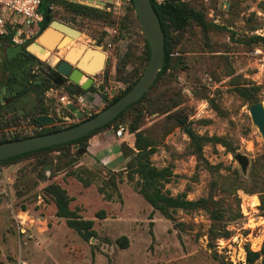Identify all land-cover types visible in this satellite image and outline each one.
I'll return each instance as SVG.
<instances>
[{"label":"rangeland","instance_id":"1","mask_svg":"<svg viewBox=\"0 0 264 264\" xmlns=\"http://www.w3.org/2000/svg\"><path fill=\"white\" fill-rule=\"evenodd\" d=\"M80 1L58 0L50 7L51 18L80 31L74 42H89L108 65L94 76L90 96L77 106L61 101L62 89L55 98L46 96L41 85L28 87L14 102L26 117L0 113V141L84 122L133 88L144 73L150 51L135 12L118 10L108 0L105 5ZM181 1L202 12L207 26L190 23L183 31H170L169 69L159 73L140 103L93 142L0 165V264H246L247 249L261 252L264 140L249 109L264 106V0ZM70 4L89 10L76 13ZM35 39L23 44L40 65L55 68L64 60L66 51L39 58ZM43 106L56 121L36 126ZM119 126L129 134L117 138ZM132 127L138 131L131 133ZM186 127L202 138L200 150ZM137 133L154 150L152 165L173 173L164 192L189 201L206 199L220 212L218 220L202 208L169 210L168 218L150 206L140 192L139 176L127 168V155L138 152ZM237 154L248 158L246 174L234 159ZM51 185L66 191L76 216L93 221L90 241L57 217L47 191ZM101 212L103 219L97 217ZM122 237L128 240L125 248L118 243Z\"/></svg>","mask_w":264,"mask_h":264},{"label":"water","instance_id":"2","mask_svg":"<svg viewBox=\"0 0 264 264\" xmlns=\"http://www.w3.org/2000/svg\"><path fill=\"white\" fill-rule=\"evenodd\" d=\"M86 0H81L85 4ZM95 1L99 4L105 5L104 0H88ZM111 1V0H108ZM135 14L138 18L142 32L150 50V59L145 68L144 73L135 84V86L117 102L100 113L91 117L90 119L81 122L75 126L67 129L31 136L23 139H17L5 143H0V161L12 159L31 152L52 148L64 144L74 142L88 136L92 132L106 126L110 122L119 117L121 113L127 110L130 106L140 101L149 92L154 85L159 73L162 71L165 62V35L162 29L160 18L158 17L155 9L152 6L151 0H132ZM52 14V9L48 12ZM45 22L49 27L40 36V43L52 51H60L67 47L72 40L82 36V33L66 24L52 20L47 16ZM15 33H11L8 37V42H12ZM30 52L29 50H27ZM21 45L10 46L6 49L5 64L10 72L11 78L18 74L19 62L12 61L18 54L27 52ZM97 56L100 64L94 69L86 67L84 61ZM82 57L81 60H79ZM104 56L100 53L99 49H92L81 47L77 53L69 51L64 60L55 66V73L63 79L62 82H54L52 90L62 88L66 83L68 86L64 89L69 95L79 97L84 91L88 90L87 84H81L82 78L88 77V82L91 77L101 72L108 61L103 67ZM12 61V62H10ZM72 64H76V68ZM17 68V69H16ZM40 78H43L41 75ZM10 80L6 81L9 83ZM13 90L8 89L7 85L3 86L0 90V103L4 105V110L9 114L17 113L23 116V110H17L13 104H9L5 98H15L21 92L25 85L17 83L11 87ZM253 124L257 127L259 133L264 140V106L262 103H257L249 109ZM55 122V119L42 115L38 116L35 121L36 126H48ZM234 159L241 167L242 173L246 174L248 169V158L245 155L237 154ZM264 264V257L261 260Z\"/></svg>","mask_w":264,"mask_h":264},{"label":"trees","instance_id":"3","mask_svg":"<svg viewBox=\"0 0 264 264\" xmlns=\"http://www.w3.org/2000/svg\"><path fill=\"white\" fill-rule=\"evenodd\" d=\"M57 1L58 0H42L40 12L43 17V21L40 23L39 33L37 37L39 36V34H42L49 27V25L45 22V19L47 16H50L51 18V15H49L48 12L49 10H51L50 8L51 5ZM151 3L158 17L160 18L162 29L165 35V62H164L163 70L160 74L162 75L163 73L167 72V70L169 69L170 63H171L170 51L168 49L170 31L171 30H174L176 32L183 31L189 26L190 23H195L198 26L205 28L207 26V23H206L205 15L202 12L189 7L188 4L182 2L181 0H165L162 3H158L157 0H151ZM70 5L72 7V10H74L76 13L83 14L89 10L88 7L82 6L79 4H70ZM130 12L133 13L134 15L135 11L133 7V2H132V7L130 9ZM136 19L138 18L136 17ZM147 49H149L148 44H147ZM2 69L4 70L6 68L5 67L2 68V66L0 65V72L2 71ZM2 85L3 84L1 81L0 89L2 88ZM131 89L132 88L128 89L118 98H116L109 106L117 102L121 97L127 94ZM28 90H29L28 88H25L23 91H21L18 94V98L22 97ZM42 91L45 94L46 89L43 88ZM240 93L244 95V91H240ZM143 99L144 98H142L140 101L136 102L135 104L140 103ZM135 104H133L132 106H134ZM132 106H130L128 109H130ZM40 110L41 111L38 113V116L49 114L46 111L44 106L40 108ZM127 110L121 113L119 117L115 119L114 121L92 132L91 134H89L88 136H85L82 139L76 140L68 144L31 152V153L24 154V155H21V156L12 158V159H8L5 161H0V165L5 164L7 162H11V161H16V160H19V159H22V158H25L27 156H31L37 153L53 151L55 149H59L64 146L76 145V144H80L86 141L89 142V140L93 138L95 135L99 134L104 129L109 128L111 125L117 122L125 114ZM3 112L6 115L14 116V114H9L8 112H6L4 110V106L0 104V113H3ZM23 116L26 117L27 114L25 113ZM36 117H35V120H36ZM119 127H123L125 129L124 134H129V131L126 127L124 126H119ZM136 131H138L137 128L135 127L131 128V133H135ZM185 131L188 134V136L191 138L193 143L196 145V147L200 150L199 142L202 140V138L197 136L188 127L185 128ZM50 132H54V131H50ZM50 132H47V133H50ZM47 133H42V134H47ZM38 135H41V134H38ZM17 139L19 138H16L13 140H17ZM20 139H23V138H20ZM142 139L143 137L137 133L136 141H135V149L138 152L135 153L131 151V154L127 155V157H131L130 161L127 164V168L139 176L141 180V191L140 192L142 196L144 197V199L150 204V206L154 210L159 211L160 213H162L164 216L168 218H170L169 210L192 211L198 208H202L210 212L213 219L218 220L219 217H221L220 212H218L217 210L214 212L211 209L209 201H207L206 199H201L195 202V201L187 200L184 195H180L178 197H171L167 195L166 192H164V184L171 181V178L173 177V173L170 168L159 170L152 165L150 158L152 154L154 153V150L151 148V145L149 143H143ZM13 140H4V141H0V143H5V142L13 141ZM120 147H121L120 152H122V154L125 155L124 146L121 144ZM47 191L55 200V204L57 207V217L66 219L68 227L75 230L83 240L90 241L93 237H95V231L93 229L94 227L93 221L92 220H82L78 216H76L74 212L70 210L69 204L71 200L68 197L65 190H63L58 185H51L47 188ZM260 202H261V210L264 211V196H261ZM255 203L257 206L258 200H255ZM97 217L102 218V219L105 218L104 212H101L100 214H98ZM127 241H128L127 238L122 237L118 240V243L120 244V246L125 248L127 246ZM263 257H264V247L262 248L261 252H253L250 249L246 250V264H261V260ZM259 261L260 263H258Z\"/></svg>","mask_w":264,"mask_h":264},{"label":"built area","instance_id":"4","mask_svg":"<svg viewBox=\"0 0 264 264\" xmlns=\"http://www.w3.org/2000/svg\"><path fill=\"white\" fill-rule=\"evenodd\" d=\"M126 1L132 3V0ZM164 1L161 0V3ZM41 5L42 0H0V37H8L13 32L15 33L13 38L15 42L18 40L23 42L21 40L23 35L28 37L26 39L37 37L39 25L43 21L40 12ZM25 28L31 31L25 33ZM61 101L68 106L74 103L72 97L67 93L61 97ZM124 131L123 127H119L115 133L116 137H123Z\"/></svg>","mask_w":264,"mask_h":264},{"label":"crops","instance_id":"5","mask_svg":"<svg viewBox=\"0 0 264 264\" xmlns=\"http://www.w3.org/2000/svg\"><path fill=\"white\" fill-rule=\"evenodd\" d=\"M105 1V0H104ZM112 2H113V5H115V8H118V10L119 9H126L128 12L130 11V9H131V7H132V3H128L126 0H111ZM99 4V3H98ZM100 5H102V4H100ZM122 7V8H121ZM40 26V25H39ZM24 31H25V33L26 32H29V31H31V30H29V29H27V28H25L24 29ZM43 34V33H42ZM41 34V35H42ZM40 34H39V36L38 37H36V39H35V42H38L39 41V39H40V36H41ZM9 37V36H8ZM8 37H0V65L2 66V68H6V64H5V58H6V49L8 48V47H10L11 45H13L14 47L15 46H18V45H21L22 46V48L24 49V50H26L27 51V48L24 46V44H22V43H24V41H25V39L26 38H28V37H26V35H24V38H23V36H21V40L23 41V42H21L20 40H18V41H20L21 43H18V41L17 42H15L14 40H12V42H8ZM73 41V44H69L70 46V48L69 49H66L65 51V54H64V58L63 59H65V57H66V55H67V53L69 52V51H72L73 53H77L79 50H80V48L81 47H85V44L87 45V48H91L90 47V44H89V42H87V41H83L82 43H78V42H74V40H72ZM39 46V47H38ZM37 47L38 48H42V49H44V50H48V51H52V50H50V49H48L47 47H45V46H43L41 43H40V41H39V45H38ZM93 49V48H92ZM61 51V50H60ZM60 51H58V52H60ZM103 56H104V60H103V67L105 66V64H106V57H105V55L102 53V52H100ZM82 59V57L79 59V60H81ZM84 63H85V65H86V67H88V68H91V69H94L96 66H98L99 64H100V60H99V58L97 57V56H94V57H92V58H90V59H88L87 61H84ZM73 66H74V68H76V64H72ZM8 78H9V73H8V70H7V68L6 69H2V71L0 72V82L2 81V87L3 86H5L6 85V81L8 80ZM95 80V77L93 76V77H91V81L92 82H88V77H83V81L81 82V84H87L88 85V90H86V91H84L83 92V94L81 95V96H79V97H76V96H72V95H70L71 97H72V100H73V104L71 105V106H77L79 103H83L85 100H86V98H88L89 96H90V91H91V89H93V87H94V81ZM25 89V88H24ZM23 89V90H24ZM65 89V87L64 88H62V91ZM1 90V89H0ZM22 90V91H23ZM20 93V92H19ZM18 93V94H19ZM65 93L66 92H64V95H65ZM58 94V90H52V87H48L47 89H46V93H45V95L46 96H48V97H50L51 95L53 96V97H57V96H55V95H57ZM64 95H62L61 97H63ZM17 98H18V96L17 97H15L14 98V100L12 101V102H9V104H13L14 105V102L17 100ZM10 99V98H9ZM5 100H8L7 98H5ZM1 104V103H0ZM2 105V104H1ZM80 105V104H79ZM4 106V105H3ZM15 106V105H14ZM16 108V107H15ZM18 110V109H17ZM47 116H52V114L51 113H49ZM53 118V117H52ZM55 119V118H54ZM55 121H56V119H55ZM97 138V136H94L92 139H90V141H92L93 142V140H95ZM90 143V142H89ZM99 143V142H98ZM100 145H101V147H102V149H103V146L105 145V142H101L100 143ZM107 147V146H106ZM105 148V147H104ZM107 151H108V149H107ZM114 154V153H113ZM119 153H117V154H114V156L115 155H118Z\"/></svg>","mask_w":264,"mask_h":264},{"label":"flooded vegetation","instance_id":"6","mask_svg":"<svg viewBox=\"0 0 264 264\" xmlns=\"http://www.w3.org/2000/svg\"><path fill=\"white\" fill-rule=\"evenodd\" d=\"M12 61L19 62L20 64L19 69L16 68L18 70V74H16L14 78H11L10 72L6 65L9 73L8 80H10L9 83H6V85L10 90H13L11 87H13V85L17 83L25 85V88L41 85L44 87V89H47L48 87H53L54 82L59 83L63 80L58 76L57 73H55V68L51 66L44 67L40 65L39 61H37L31 55L27 54V52L22 55L18 54ZM41 75L43 76V78H40ZM68 84L69 83H66L62 88H66ZM62 88L58 90H61ZM7 99L8 102H12L14 100V98Z\"/></svg>","mask_w":264,"mask_h":264},{"label":"bare ground","instance_id":"7","mask_svg":"<svg viewBox=\"0 0 264 264\" xmlns=\"http://www.w3.org/2000/svg\"><path fill=\"white\" fill-rule=\"evenodd\" d=\"M73 44V41L70 43V45ZM70 45H68L67 47L63 48L60 52L65 51L66 49H69ZM33 50L35 51L36 55L41 58L42 60H45L46 58L50 57L51 55V51L48 50H44L42 48H38V47H33ZM83 81V78L81 80V82Z\"/></svg>","mask_w":264,"mask_h":264}]
</instances>
